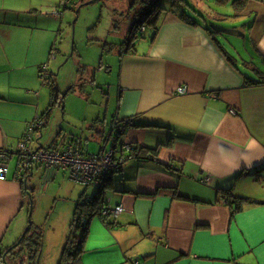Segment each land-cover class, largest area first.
<instances>
[{"label":"crops","instance_id":"1","mask_svg":"<svg viewBox=\"0 0 264 264\" xmlns=\"http://www.w3.org/2000/svg\"><path fill=\"white\" fill-rule=\"evenodd\" d=\"M78 1L0 0V148L12 155L9 175L0 180V257L27 233L26 213L30 219L35 208L33 177L42 171L45 180L59 171L69 174L35 165L27 178L30 196L17 176V145L34 120L41 119L36 133L42 136L51 101L41 76L44 64L45 76L55 78L49 58L57 34L39 39L44 29L38 19L49 17L62 32L66 13L58 5L77 13ZM230 4L235 9L230 29L210 22L216 10L211 17L200 11L183 15V9L164 5L155 19L147 14L152 32L145 24L143 37L132 46L105 41L103 51L108 48L116 58L107 70L119 63L117 99L110 119L99 111L91 127L97 128L99 151L113 150L122 161L103 195L105 205L124 210L92 216L84 252L71 264H264V168L256 170L264 166V0ZM140 12L136 19L145 16ZM128 27L120 28L121 35L119 27L111 28L109 35L125 39ZM181 85L188 87L185 94L177 91ZM134 116L137 123L126 126L118 141L106 140L115 117ZM138 144L157 148V158H128L127 146ZM75 182L86 186L74 190L75 203L95 196L96 185L90 184L96 190L88 194L90 185ZM231 188L252 202L235 210L224 194Z\"/></svg>","mask_w":264,"mask_h":264},{"label":"rangeland","instance_id":"2","mask_svg":"<svg viewBox=\"0 0 264 264\" xmlns=\"http://www.w3.org/2000/svg\"><path fill=\"white\" fill-rule=\"evenodd\" d=\"M156 2L168 7L176 3L178 8L188 13L200 11L208 17H211L212 9L216 10L218 14L213 19H209L210 22L227 29H230V14L235 11L230 0H155L154 3ZM151 3L152 0H95L83 6L79 4L77 13L71 9V6L64 10L65 5L61 3L58 9L66 13L62 32L59 31L58 26L54 27L55 23L49 22V17L42 16L38 19L39 26L44 29L43 36L39 39H45L48 33L57 34L58 40L49 58V68L55 73L60 94L57 103L52 104L51 101L49 103L48 111L44 114L45 125L42 128V136L40 131L36 133L32 144L34 148L48 147L54 144L55 140L61 141L70 137L73 139L72 142L81 148H83L81 144H84L87 152H99L101 141L96 138L97 128L93 129L91 124L99 111L102 118L106 114L107 119L112 116L117 99L115 84L119 76V65H117L119 63H116L113 72L107 70V62H114L116 58L108 48L103 51L104 43L113 39L120 41L122 38L109 35L111 28L119 27L121 35V29H127L128 26L130 28L134 24L135 13L153 7L150 6ZM146 24L149 28L148 34H151L150 23ZM108 35L109 39H107ZM140 37L138 39H141ZM222 37L230 39V32L223 31ZM87 60L90 64L86 63ZM101 61L106 62L103 68H99ZM48 89L51 93L49 86ZM39 121L41 122V119ZM12 162H15V158ZM41 173L33 177L37 189L34 197L35 208L31 214L33 225H41L44 231L37 264H59L60 252L65 245L63 240L71 235L69 227L75 204L81 199L80 197L75 203L72 194L78 187H81L83 192L86 186L73 181L69 174H64V171L57 172L56 178L51 180H45ZM28 184L31 185V181ZM95 190V186L90 185L86 193L93 194ZM28 215L27 212L26 221L29 220ZM27 252L26 247L15 253L16 264H35ZM13 254H7V259H11ZM0 264L8 263L0 257Z\"/></svg>","mask_w":264,"mask_h":264},{"label":"built area","instance_id":"3","mask_svg":"<svg viewBox=\"0 0 264 264\" xmlns=\"http://www.w3.org/2000/svg\"><path fill=\"white\" fill-rule=\"evenodd\" d=\"M142 31H144V27ZM47 67V64L42 67L44 75L47 73ZM177 91L180 94H185L188 91V87L181 85L177 88ZM212 96L217 97L215 93ZM231 112L237 114L234 109ZM40 123L39 120L32 121L18 142L17 176L19 180H26L35 165H41L55 171L67 170L74 181L99 187L104 178L119 166L120 160L115 159L113 150H101L97 153H91L83 151L74 143H67L64 146H40L34 148L32 144L35 140L36 130L41 126ZM134 124V120L130 117H115L111 126L116 131L122 132L126 126ZM127 148L129 149L130 146L128 145ZM11 156L10 151L0 148V180L7 179L9 175ZM123 210L122 205L111 207L106 204L102 213L103 215L111 214L116 216Z\"/></svg>","mask_w":264,"mask_h":264},{"label":"trees","instance_id":"4","mask_svg":"<svg viewBox=\"0 0 264 264\" xmlns=\"http://www.w3.org/2000/svg\"><path fill=\"white\" fill-rule=\"evenodd\" d=\"M87 0H79L76 3L83 4ZM155 0H152V3L150 6H153L151 8H144L141 9V12L139 14H145V16L141 18H137L134 22V24L130 27L128 34H130V40L134 41V39L138 38L139 36L143 37L144 31L142 32L143 27H145L146 22H149L150 25L152 24V20H148L147 14H151V18H156L157 15H159L160 12L166 10V7L161 3H154ZM172 6H176V3H173ZM67 7H69L67 5ZM177 7V6H176ZM149 10V11H148ZM182 10V9H181ZM179 12V11H178ZM181 14H185V11L182 10L180 12ZM153 16V17H152ZM156 32H154L155 34ZM154 34L151 35V38L154 37ZM133 45V43H132ZM131 45V46H132ZM41 76L43 77L44 81L48 86L51 88V102L52 104H55L59 101V89L58 85L55 81L54 74L50 76H45L42 73L41 70ZM262 80V78L260 79ZM50 81V82H49ZM261 81L257 79H252L251 83H260ZM43 118V117H42ZM134 120V123H137V119L134 117H130ZM71 142V141H70ZM73 143V142H72ZM75 144V143H74ZM76 145V144H75ZM78 146V145H76ZM158 149L152 148L144 145H130L129 148V154L127 155L128 158H136V159H155L158 156ZM116 159V158H115ZM120 160V159H116ZM122 161L119 162V166L117 169H115L113 172L118 171L122 166ZM264 166L261 168L256 169L257 171H260ZM111 172V173H113ZM109 173L103 180L102 184L97 188V191L95 193V196L93 199H90L89 197H81V199L78 201L76 209H75V219L73 223V228L71 229V235L68 236V241L66 242L63 251L62 256L60 260V264H71V262L79 257L84 252V243L85 239L87 237V233L89 230V223L92 216H94L97 213H101L104 205H105V198H104V190L107 188L106 181L109 175ZM257 180H260L259 176L256 177ZM224 194H226L228 203L234 206L235 210H239L243 207L244 204L252 202V200L249 197L246 196H240L234 193L233 189H226L224 190ZM92 198V197H91ZM109 205V204H107ZM77 230V231H76ZM42 237L43 232L41 227L37 225H33L31 223L28 226V230L26 235L22 238L21 243H19L17 246H24L28 248L27 255L31 259V261H34L35 264H37V258L39 256V252L41 250L42 245ZM16 246V247H17ZM16 247L10 248L7 254H13V257L11 259H7V254H5V250L3 254V259L6 260L8 264H16L15 259V253L17 250H15ZM26 255V256H27Z\"/></svg>","mask_w":264,"mask_h":264},{"label":"water","instance_id":"5","mask_svg":"<svg viewBox=\"0 0 264 264\" xmlns=\"http://www.w3.org/2000/svg\"><path fill=\"white\" fill-rule=\"evenodd\" d=\"M94 0H88L86 3H91V2H93ZM80 6H81V4H80ZM77 12H78V9L76 10ZM121 134V132L120 131H116L112 126H110V130H109V132H108V135L106 136V140L108 139H110V138H114L113 140L114 141H118V139H119V135ZM25 181V186H26V188H27V191H28V194L31 196V190L28 188V186H27V182H28V180L26 179V180H24ZM31 204H33V203H31ZM29 222H30V224L32 223V218H31V215H30V219H29ZM26 230H28V227H27V229ZM21 240L22 239H20V241H19V243L21 242ZM18 243V244H19Z\"/></svg>","mask_w":264,"mask_h":264},{"label":"flooded vegetation","instance_id":"6","mask_svg":"<svg viewBox=\"0 0 264 264\" xmlns=\"http://www.w3.org/2000/svg\"><path fill=\"white\" fill-rule=\"evenodd\" d=\"M142 32H143V31H142ZM121 41H122L123 43H125L127 46H131L132 43H133V41L130 40V34L126 35V38H125V39L122 38ZM113 139H114V138H113ZM90 199H93V197L90 198Z\"/></svg>","mask_w":264,"mask_h":264}]
</instances>
